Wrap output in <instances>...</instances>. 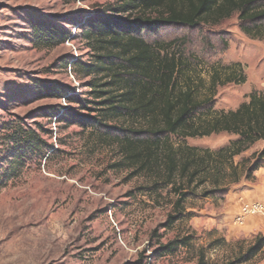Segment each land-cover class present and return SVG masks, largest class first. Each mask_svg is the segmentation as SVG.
Instances as JSON below:
<instances>
[{
  "label": "rangeland",
  "instance_id": "obj_1",
  "mask_svg": "<svg viewBox=\"0 0 264 264\" xmlns=\"http://www.w3.org/2000/svg\"><path fill=\"white\" fill-rule=\"evenodd\" d=\"M118 4L119 0H0V264H195L199 251L207 264H264V243L253 257L242 260L257 238L264 240V213L241 220L246 204L260 203L264 212V202L251 196L264 176V163L252 169L264 139L234 156L237 177H219L218 187L209 178L196 189L185 188L189 193L181 217L163 229L159 225L172 212L177 195L170 187L153 194L139 191L150 185L148 176L116 166L121 155L113 138L124 132L68 126L51 118L52 111L63 107L83 114V105L35 92L41 81L68 85L81 92L83 103L90 102L87 106L98 107L95 103L101 99L91 93V84L105 86L110 82L104 75L108 71L84 75L74 64L109 65L110 59L99 57L106 51L88 45L81 31L101 13L128 16L113 11ZM42 22L66 28L72 36L52 46L40 45L33 29ZM245 26L252 31L246 33ZM152 38L178 39L187 64L180 82L191 78L200 99L212 97L214 110H235L251 92H264V24L241 21L236 12L217 24L161 27ZM214 69L220 74L242 69L244 82L238 78L212 89ZM110 87L117 88L112 83L100 90ZM106 124L136 128L140 121ZM14 128L35 131L47 146L30 153L19 172L6 179ZM237 138L221 132L172 136L171 142L215 151ZM222 187L227 190L219 191ZM208 191L212 192L205 195ZM255 218L261 225L246 227ZM188 236L190 246L162 257L152 254L157 238L165 244Z\"/></svg>",
  "mask_w": 264,
  "mask_h": 264
},
{
  "label": "trees",
  "instance_id": "obj_2",
  "mask_svg": "<svg viewBox=\"0 0 264 264\" xmlns=\"http://www.w3.org/2000/svg\"><path fill=\"white\" fill-rule=\"evenodd\" d=\"M113 11L128 16L110 17L101 13L92 17L81 31L88 45L96 44L95 49L106 51V56L99 57L110 59L109 65L99 61L74 64L84 75L108 71L104 75H109L110 82L105 86L91 84L95 88L91 93L101 99L95 103L98 107L87 106L90 102L83 103L81 92L68 85L41 81L35 85V92L64 97L70 103L83 105L82 108L87 110L83 114L63 107L52 111L51 118L62 119L68 126L76 123L91 130L113 128L124 132L113 138L121 155L116 166L132 169L133 175L148 176L150 185L137 188L139 191L144 189L153 194L160 187H170L177 195L172 212L159 225V228L169 229L182 215L181 205L189 193L185 188L196 189L209 178L214 181L213 187H218L219 177H237L234 156L264 139V92H251L248 100L235 110H214L212 97L200 99L191 78L185 79V83L180 82L179 77H185L183 68L187 64L178 50V39L166 41L153 39L152 35L161 27L217 24L236 12L241 21L264 24V0H119ZM252 29L244 28L246 33ZM33 31L36 42L43 46L55 45L72 36L66 28H55L43 22L35 25ZM242 71H228L222 75L214 69L209 86L214 89L220 82L235 83L238 78L243 83ZM112 83L117 86L115 90L112 87L100 90ZM134 119L140 121L136 128L121 129L106 124L107 121ZM10 131L12 146L6 179L19 172L30 153L35 154L47 146L35 131L23 128ZM221 132L235 134L238 138L215 151L171 142L172 136L184 139ZM255 157L252 169H258L264 163V149ZM226 190L222 187L219 191ZM190 239L188 236L161 244L157 238L158 246L152 254L156 257L172 254L178 247L190 246ZM263 241V238H257L242 260H249L258 253ZM195 264H207L202 251L198 252Z\"/></svg>",
  "mask_w": 264,
  "mask_h": 264
},
{
  "label": "crops",
  "instance_id": "obj_3",
  "mask_svg": "<svg viewBox=\"0 0 264 264\" xmlns=\"http://www.w3.org/2000/svg\"><path fill=\"white\" fill-rule=\"evenodd\" d=\"M256 200H260L264 202V176L261 178V183L256 187V189L252 192V195ZM261 225V222L257 218L250 220L247 223L246 227L252 228V226L257 227Z\"/></svg>",
  "mask_w": 264,
  "mask_h": 264
},
{
  "label": "built area",
  "instance_id": "obj_4",
  "mask_svg": "<svg viewBox=\"0 0 264 264\" xmlns=\"http://www.w3.org/2000/svg\"><path fill=\"white\" fill-rule=\"evenodd\" d=\"M255 204V203H254ZM251 205V204H246L242 207V215H241V220L242 218L246 216H258L257 214H263V205L262 204H256V205ZM240 217V216H239ZM240 219V218H239ZM240 220V221H241Z\"/></svg>",
  "mask_w": 264,
  "mask_h": 264
}]
</instances>
